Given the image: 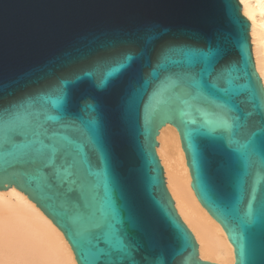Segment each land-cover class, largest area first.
Listing matches in <instances>:
<instances>
[{"label": "water", "instance_id": "water-1", "mask_svg": "<svg viewBox=\"0 0 264 264\" xmlns=\"http://www.w3.org/2000/svg\"><path fill=\"white\" fill-rule=\"evenodd\" d=\"M250 23L241 12L238 0H0V104L23 100L36 93L54 92L63 81H74L76 75L94 60L120 52L139 55L141 39L150 47L164 41L203 46V37L216 34L227 55L226 61H246L252 83L264 89L254 66L250 42ZM138 63L114 83L93 88L89 81L75 82L74 101L91 95L98 101L97 126L107 167L116 178L118 203L130 217V231L144 245V250L157 256L156 264H214L199 259L197 244L177 214L166 188L163 167L156 153L159 129L170 124L178 132L185 162L191 177L190 187L197 200L221 225L233 247L234 264H260L262 244L260 226L232 230L222 223L201 195L209 186L218 198L235 201L240 191L231 171L232 160L209 139L189 138L185 129L158 108L145 110L141 104L138 118H130L125 100L138 87ZM240 83H247L241 80ZM72 88L73 84L64 85ZM242 96L241 100H245ZM242 107L251 110V104ZM257 120V116L252 117ZM89 151V149H86ZM93 164L96 156L90 153ZM0 190L14 186L23 192L62 232L75 261L77 253L64 229L46 210L52 201L40 197L36 186L24 180L16 182L14 173L0 166ZM154 180V183H153ZM257 198L264 193V181L247 186ZM161 202L172 218L182 226L189 239L187 251L179 249L175 225H170L160 211ZM43 205V206H42ZM254 234V235H253ZM256 247V255L249 248ZM245 254L241 257V247Z\"/></svg>", "mask_w": 264, "mask_h": 264}, {"label": "snow or ice", "instance_id": "snow-or-ice-1", "mask_svg": "<svg viewBox=\"0 0 264 264\" xmlns=\"http://www.w3.org/2000/svg\"><path fill=\"white\" fill-rule=\"evenodd\" d=\"M203 39L202 47L169 41L150 47L141 39L139 55L120 52L97 58L74 81L103 88L138 63V87L125 100L129 117L138 118L144 103L146 111L158 108L170 116L187 137L211 140L232 160L231 175L240 195L235 201L218 198L209 186L200 194L229 231L232 225L249 230L259 225L264 241V193L257 198L247 188L250 180L253 189L264 181V89L253 85L246 61L222 63L227 52L216 34ZM74 81H63L54 92L0 104V166L15 174V183H34L38 202L40 197L53 202L46 210L64 229L79 264H156L157 256L146 252L132 234L130 217L118 203V181L107 167L96 123L98 101L91 95L74 101L78 87ZM68 84L73 87H64ZM245 103L251 110L242 107ZM160 211L175 225L177 254L187 251L189 239L182 226L163 202ZM256 251L253 244L249 255L255 257ZM244 254L242 246V258ZM259 254L264 264V242ZM249 264L256 262L252 259Z\"/></svg>", "mask_w": 264, "mask_h": 264}, {"label": "bare ground", "instance_id": "bare-ground-1", "mask_svg": "<svg viewBox=\"0 0 264 264\" xmlns=\"http://www.w3.org/2000/svg\"><path fill=\"white\" fill-rule=\"evenodd\" d=\"M250 23L254 66L264 88V0H238ZM156 153L174 208L191 231L199 259L234 264L233 247L221 225L201 206L192 188L176 128L163 125ZM0 264H77L62 232L14 186L0 190Z\"/></svg>", "mask_w": 264, "mask_h": 264}]
</instances>
